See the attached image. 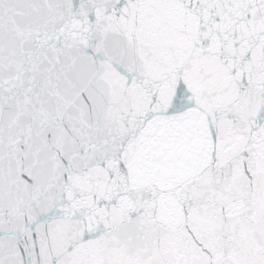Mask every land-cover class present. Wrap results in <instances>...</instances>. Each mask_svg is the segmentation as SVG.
Here are the masks:
<instances>
[{
	"label": "snow or ice",
	"instance_id": "1",
	"mask_svg": "<svg viewBox=\"0 0 264 264\" xmlns=\"http://www.w3.org/2000/svg\"><path fill=\"white\" fill-rule=\"evenodd\" d=\"M0 264H264V0H0Z\"/></svg>",
	"mask_w": 264,
	"mask_h": 264
}]
</instances>
